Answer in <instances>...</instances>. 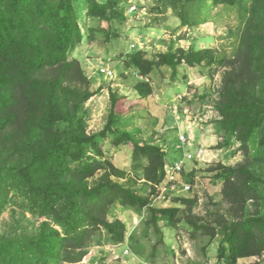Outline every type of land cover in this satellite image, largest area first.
<instances>
[{
    "label": "trees",
    "instance_id": "1",
    "mask_svg": "<svg viewBox=\"0 0 264 264\" xmlns=\"http://www.w3.org/2000/svg\"><path fill=\"white\" fill-rule=\"evenodd\" d=\"M154 1L163 4L158 7L162 12L173 10L182 27L207 22L201 7L208 0ZM120 2L86 0V17L92 24L122 21ZM212 3L244 7L245 0ZM75 4L76 0H0V212L11 203V194L19 195L28 211L43 219L28 235H0V264H84L102 232L112 245H123L126 223L109 218L118 205L138 212L148 209V222L157 234H163L159 218L164 217L172 228L184 222L210 240L222 235L218 257L225 264L253 258L251 264H264V213L259 205L250 212L251 203L264 199V165L249 158L256 136L264 153V0H251L236 54L220 61L224 72L213 89L220 118H215L216 126L230 137L228 143L234 138L241 144L247 158L215 169L228 209L213 222L192 215L196 197H172L188 207L189 214L182 217L178 207L152 205L158 195L155 185L166 177L168 154L161 145L138 142L116 127L135 103L112 94L107 126L101 133L89 132L85 106L96 93L82 63L70 57L84 34ZM214 56L209 49L179 48L149 59L141 50L126 57L124 74L150 77L161 67H194L208 58L213 62ZM135 90L141 98L153 93L145 81ZM110 137L116 147L132 149L133 164L147 162L142 180L152 189L150 196L140 194L129 183L127 171L106 157L101 139Z\"/></svg>",
    "mask_w": 264,
    "mask_h": 264
},
{
    "label": "rangeland",
    "instance_id": "2",
    "mask_svg": "<svg viewBox=\"0 0 264 264\" xmlns=\"http://www.w3.org/2000/svg\"><path fill=\"white\" fill-rule=\"evenodd\" d=\"M250 3L251 0H245V8L214 6L212 0H208L201 7L202 19L207 18V22L195 27H182L173 10H158V7L164 6L154 0H121L125 18L110 24L98 21V24H92L86 17V0H76L75 4L84 34L83 40L80 42L77 39L70 50V57L83 64L96 93L85 106L89 132L98 134L107 126L112 94H115L125 97V103H135V108L122 116L116 127L130 132L138 142L161 145L167 151V163L174 164L183 157L184 150L189 149L180 147L179 135L185 134L194 139L191 151L197 146L205 147L209 152V161L192 162L187 166L184 181L192 186V190L182 195L187 199H198L192 215L204 222L215 221L217 215L228 209L222 197V184L216 178L218 170L215 169L220 164L235 166L247 159L241 144L234 138L228 143L230 137L219 132L215 120L210 122L215 113L207 114L206 118L200 116L203 109L213 107V89L219 86L224 72L220 61L235 56ZM132 6L137 8L134 13H130ZM101 29L107 32L103 33ZM179 48L186 51L209 49L213 51L215 60L212 62L208 58L194 67L182 63L176 69H156L146 78L153 88L152 95L141 98L135 90L139 80L131 74H124L126 57L142 50L149 59H154L159 54ZM103 69L114 71V78L106 77ZM182 121L186 126L180 134L176 127ZM198 131L202 133V138L207 132L214 142L198 143L195 136ZM258 138L256 136L250 142L249 158L264 165V153L260 152ZM101 146L114 165L127 171L129 183L140 194L150 196L152 189L142 180L143 167L147 162L133 164L132 149L129 146L116 147L112 137L101 139ZM10 200L11 203L0 212V235H28L43 219L34 217L19 195L11 194ZM172 200L159 207H178L182 211L180 217L189 214L187 206ZM257 205L264 213L262 198L256 204H250V212L256 211ZM109 218L126 223V242L114 246L110 237L102 232L83 259L84 264H225L218 257L222 235L210 240L184 222L172 228L164 217L159 218L163 234H157L148 222L151 219L148 209L138 212L118 205L111 208ZM254 260L241 259L238 264H251Z\"/></svg>",
    "mask_w": 264,
    "mask_h": 264
},
{
    "label": "built area",
    "instance_id": "3",
    "mask_svg": "<svg viewBox=\"0 0 264 264\" xmlns=\"http://www.w3.org/2000/svg\"><path fill=\"white\" fill-rule=\"evenodd\" d=\"M137 11L136 6H132L130 8V13H134ZM102 73L108 77V78H114L115 72L111 71L109 69H103ZM133 76L138 79L139 81H146V78L139 72H132ZM203 113L200 117L205 116L207 117V114L209 113H215L214 117L210 122L215 120L218 117V114L216 112V109L213 105V107H210L208 109H203ZM203 121V119H201ZM181 134V132H179ZM179 141L181 143V148H189L187 150H184L183 157L176 161L174 164H167L165 167L166 177L164 181L160 184L155 185L156 191L158 192V195H155L152 199V205L163 206V204H167L171 201L172 197L183 195L186 193H189L192 190V186L189 183H186L184 181V174L186 172L187 166L192 163H202L209 161V152L205 147L203 146H197V148L194 151H191V149L194 147V139H191L188 135L185 134L179 135Z\"/></svg>",
    "mask_w": 264,
    "mask_h": 264
},
{
    "label": "crops",
    "instance_id": "4",
    "mask_svg": "<svg viewBox=\"0 0 264 264\" xmlns=\"http://www.w3.org/2000/svg\"><path fill=\"white\" fill-rule=\"evenodd\" d=\"M83 65V64H82ZM185 124L184 121H182L181 123L178 122L177 123V127H176V131L177 133L179 132H184L185 130ZM195 136L198 137V143L203 144L204 143H213L214 141H212V139H209V134L207 132H205V134L203 133V138H202V133H200L199 131L197 133H195ZM197 143V141H196Z\"/></svg>",
    "mask_w": 264,
    "mask_h": 264
}]
</instances>
